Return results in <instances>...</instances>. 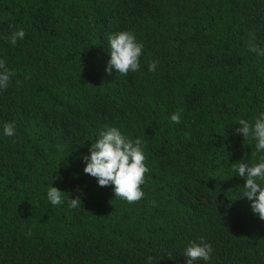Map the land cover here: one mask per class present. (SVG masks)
Segmentation results:
<instances>
[{
  "label": "trees",
  "instance_id": "obj_1",
  "mask_svg": "<svg viewBox=\"0 0 264 264\" xmlns=\"http://www.w3.org/2000/svg\"><path fill=\"white\" fill-rule=\"evenodd\" d=\"M122 30L143 44L127 76L105 72L107 37ZM250 37L264 45V0H0V59L15 70L0 125L16 123L0 133V264H184L200 237L211 264H264V221L234 171L258 156L236 121L264 110ZM105 126L143 141L139 201L82 172ZM48 186L81 207L51 205Z\"/></svg>",
  "mask_w": 264,
  "mask_h": 264
},
{
  "label": "clouds",
  "instance_id": "obj_2",
  "mask_svg": "<svg viewBox=\"0 0 264 264\" xmlns=\"http://www.w3.org/2000/svg\"><path fill=\"white\" fill-rule=\"evenodd\" d=\"M25 36L23 29L12 31L7 37L8 43L15 46L18 40ZM108 60L105 72H115L127 76L140 70L139 58L143 50V44L138 42L133 32L122 30L109 34L107 37ZM247 52L256 57H264V45L255 42V37H250L246 44ZM157 60H152L147 65L148 72L156 70ZM15 70L10 69L3 59H0V91L9 85L14 77ZM18 83V81H17ZM172 124H179L180 111L169 115ZM233 134H239L242 139L254 142L255 153L258 154L257 162L251 166L248 163H234L235 176L243 180V198L249 201L251 213L264 221V110L258 111L251 122L240 118L236 121ZM0 133L5 137L16 135L15 121L4 122L0 125ZM83 164L82 172L95 179L97 186H111L113 196L128 203L139 201L144 192L141 185L144 184L145 173L149 171L145 164L143 141L124 135L117 127L105 126L97 133V138L87 150V155H81ZM55 187L48 186L46 198L53 205L66 204L69 209L81 207L79 197L66 200ZM212 246L204 237L197 241L189 240L185 245L182 256L184 264H195L202 261L203 264H211ZM146 264H152V257L146 258Z\"/></svg>",
  "mask_w": 264,
  "mask_h": 264
},
{
  "label": "rangeland",
  "instance_id": "obj_3",
  "mask_svg": "<svg viewBox=\"0 0 264 264\" xmlns=\"http://www.w3.org/2000/svg\"><path fill=\"white\" fill-rule=\"evenodd\" d=\"M203 203H208V201L205 198H202Z\"/></svg>",
  "mask_w": 264,
  "mask_h": 264
}]
</instances>
